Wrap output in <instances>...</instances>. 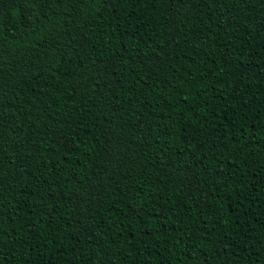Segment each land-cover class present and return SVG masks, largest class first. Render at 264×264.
Segmentation results:
<instances>
[{"label": "trees", "instance_id": "16d2710c", "mask_svg": "<svg viewBox=\"0 0 264 264\" xmlns=\"http://www.w3.org/2000/svg\"><path fill=\"white\" fill-rule=\"evenodd\" d=\"M0 264H264V0H0Z\"/></svg>", "mask_w": 264, "mask_h": 264}]
</instances>
